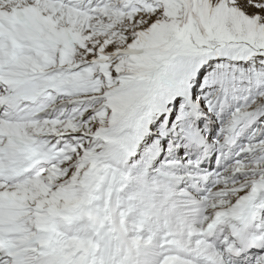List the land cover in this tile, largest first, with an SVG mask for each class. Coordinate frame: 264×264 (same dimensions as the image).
<instances>
[{
    "label": "snow or ice",
    "instance_id": "obj_1",
    "mask_svg": "<svg viewBox=\"0 0 264 264\" xmlns=\"http://www.w3.org/2000/svg\"><path fill=\"white\" fill-rule=\"evenodd\" d=\"M0 264H264V0H0Z\"/></svg>",
    "mask_w": 264,
    "mask_h": 264
}]
</instances>
